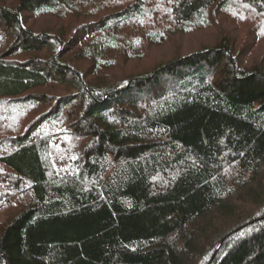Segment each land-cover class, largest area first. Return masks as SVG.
Instances as JSON below:
<instances>
[{"label":"trees","instance_id":"obj_1","mask_svg":"<svg viewBox=\"0 0 264 264\" xmlns=\"http://www.w3.org/2000/svg\"><path fill=\"white\" fill-rule=\"evenodd\" d=\"M210 26L211 45L93 76ZM251 35L264 0H0V264H264Z\"/></svg>","mask_w":264,"mask_h":264},{"label":"rangeland","instance_id":"obj_2","mask_svg":"<svg viewBox=\"0 0 264 264\" xmlns=\"http://www.w3.org/2000/svg\"><path fill=\"white\" fill-rule=\"evenodd\" d=\"M222 20V27L225 28L230 35L236 36L238 34V25L228 16L220 15ZM35 27L40 28L44 24L54 25L55 19L52 16L31 17ZM67 26V22L62 20L59 25ZM218 36V27L210 26L207 28H200L191 32H185L175 35L171 40L162 44H150L147 53L141 58L127 59L123 64L115 63L112 67L94 73L93 76H101L108 79L109 77H123L131 73L144 72L148 70L153 64L164 62L176 54H187L198 50L205 45H211ZM238 36V35H237ZM86 37L82 38V41ZM238 38H236L237 43ZM73 44V43H72ZM71 44V45H72ZM81 46V41L74 45V49ZM235 46V45H234ZM115 53V52H112ZM239 59L242 66L247 67L253 62L262 60L264 64V42L256 41L255 35L249 36L247 44L243 50L239 52ZM72 62H85L80 66L84 67L88 60L73 57ZM9 216V212L0 211V223L4 222Z\"/></svg>","mask_w":264,"mask_h":264}]
</instances>
